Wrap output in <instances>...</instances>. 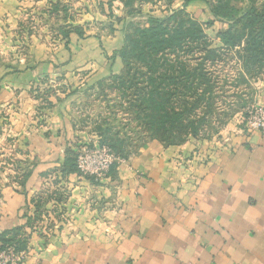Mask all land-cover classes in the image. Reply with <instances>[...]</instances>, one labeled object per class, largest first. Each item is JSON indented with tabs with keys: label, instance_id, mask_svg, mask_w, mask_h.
Segmentation results:
<instances>
[{
	"label": "crops",
	"instance_id": "1",
	"mask_svg": "<svg viewBox=\"0 0 264 264\" xmlns=\"http://www.w3.org/2000/svg\"><path fill=\"white\" fill-rule=\"evenodd\" d=\"M231 4L248 8V0ZM176 11L221 46L216 35L228 23L202 0H155L132 19L121 0H0V134L10 123L0 149L17 151L28 173L23 186L0 188V233L25 236L24 264H264L261 131L230 122L209 139L153 140L99 184L58 172L79 143L100 142L92 99L123 68L126 22L144 26ZM262 71L252 85L253 102L264 105ZM238 77L226 83L248 100L250 81ZM38 196L45 201L35 217Z\"/></svg>",
	"mask_w": 264,
	"mask_h": 264
},
{
	"label": "trees",
	"instance_id": "2",
	"mask_svg": "<svg viewBox=\"0 0 264 264\" xmlns=\"http://www.w3.org/2000/svg\"><path fill=\"white\" fill-rule=\"evenodd\" d=\"M111 1L109 0V3ZM121 1L125 8V16L132 19L140 6L149 0ZM160 1L172 4L176 0ZM189 1L191 0H184L185 3ZM202 1L207 3L214 17L228 23V28L216 35L217 41L221 43L220 47H210L209 39L201 25L181 11L162 13V17L149 16L144 26H134L131 20H128L124 29L123 45L119 51L126 71L111 75L108 83L99 82L97 87L99 94L105 92L103 100L107 106L110 99L106 90L120 92L121 99L128 103L125 106L131 108L127 110L135 115V119L143 121L145 126L143 128L149 132V137L165 145H175L188 138L199 137V131L204 130L198 121L189 120V113L194 108L188 109V105L181 106V102L188 103L193 97L192 94H195L196 102L206 98L203 94L210 92V83L214 79L207 71V65L235 58L239 68L236 75L239 76L236 78L239 81L238 85L247 83L264 69V5L256 7L253 0H248V8L241 12L231 4L232 1L238 0ZM242 41L245 45L239 52L235 49ZM232 51L235 53L233 56L230 55ZM195 53L200 54L198 58L202 60V66L189 70L185 60L193 57ZM133 60L141 62L142 67L133 70L131 74ZM164 66L166 69L159 71L160 67ZM179 85L184 87V95L175 92ZM202 86H207V89L202 90L200 94L197 91L201 90ZM193 89L195 92H190ZM180 98L185 101H179ZM247 102L248 100L242 97L239 111L247 106ZM200 119L204 120L203 117ZM184 121L189 123L184 125ZM110 129L97 127L100 142L107 145L119 158H124L121 147L116 144L122 143V140L119 138L114 143L106 137V132ZM118 135L116 134L117 137ZM67 171L77 172L75 154L73 159L65 161L58 170L61 174ZM27 174L23 173V176L18 178L19 185H24ZM61 196V193L55 195L57 198ZM44 201L42 196L35 199L37 207L35 217L41 214ZM11 231L0 233V249L8 246L18 250L25 249L27 247L25 236L18 235V228Z\"/></svg>",
	"mask_w": 264,
	"mask_h": 264
},
{
	"label": "rangeland",
	"instance_id": "3",
	"mask_svg": "<svg viewBox=\"0 0 264 264\" xmlns=\"http://www.w3.org/2000/svg\"><path fill=\"white\" fill-rule=\"evenodd\" d=\"M155 0H149L144 4H152ZM142 4V5H144ZM139 19L131 20L132 25L137 26L141 23ZM124 33V32H123ZM25 52V50H21L20 52ZM200 54L195 53L193 57L188 60H185L188 64L187 68L189 70L196 69L197 67L202 66V60L199 57ZM131 64L133 74V70L142 67L141 62H137L133 60ZM208 68L209 74L211 77H214L213 82L210 83V92H205L203 95L208 99L204 98L202 101H195L194 98L195 94H192L193 97L188 100V103H182L181 106H187L188 109L193 107L194 109L189 113V120L198 121L202 131H199V138H212L215 137L217 134L223 131V128L228 123H233L236 126H240V119L237 115L240 111H238V107L241 103V94L236 92L232 85H228L226 83L227 76H236L238 74V63L231 58L223 60L218 63H210L206 66ZM166 69V67H160L161 71ZM144 71V69L142 68ZM126 68H122L118 74L124 73ZM254 76V79L250 80V87L248 89V103H253L254 96H255V88L252 85L254 80L258 77H261V74ZM135 87V86H134ZM253 87V90H252ZM201 90H198L200 94H202V90L207 89V86L200 87ZM132 92L134 89L131 90ZM179 95H184V87L179 85V88L175 91ZM190 92H195V90H191ZM196 92V93H197ZM184 93V94H183ZM101 95V94H100ZM210 95V96H209ZM110 102L107 103L105 101H101L102 99L94 98L92 99V111L93 114V127L97 131V127L102 126L103 128H111L109 131L106 132L107 139L112 141H117V139H121L122 143L117 142V146L121 147L124 158L120 159H127L128 157L134 156L138 153L139 150L143 148L148 142L153 141L155 139L149 137V132L144 129V123L141 120H137L134 118V114H130V111L127 109L125 105H127L123 99H121L120 92L118 91H110L109 94ZM213 97L212 99H209ZM245 98V97H244ZM97 100V102H96ZM179 101H185L183 98H180ZM123 103V104H122ZM247 103V104H248ZM180 103H178L179 105ZM180 106V107H181ZM238 109V110H237ZM36 113H38L35 110ZM38 116V114H36ZM204 120H201L202 118ZM188 120V121H189ZM183 122L184 125L189 122ZM3 130L1 131V136H6L9 134L8 127L10 125L9 121L3 120ZM125 125V127H124ZM144 126V128H143ZM116 134H119L118 137ZM99 135V134H98ZM4 151L0 149V188L3 186L8 185H15L17 186V182L19 181L18 178L23 176V173L26 172L27 165L24 162H20V155L17 151L7 148ZM19 161V162H18Z\"/></svg>",
	"mask_w": 264,
	"mask_h": 264
},
{
	"label": "built area",
	"instance_id": "4",
	"mask_svg": "<svg viewBox=\"0 0 264 264\" xmlns=\"http://www.w3.org/2000/svg\"><path fill=\"white\" fill-rule=\"evenodd\" d=\"M237 115L242 130H258L264 133V105L258 100L248 104ZM120 160L107 145L101 142H81L75 150L78 175L94 184L108 181L111 168ZM28 254V247L20 250L11 246L5 247L0 249V264H24Z\"/></svg>",
	"mask_w": 264,
	"mask_h": 264
}]
</instances>
